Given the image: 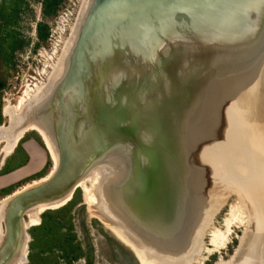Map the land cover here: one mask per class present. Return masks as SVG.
<instances>
[{
	"label": "water",
	"instance_id": "1",
	"mask_svg": "<svg viewBox=\"0 0 264 264\" xmlns=\"http://www.w3.org/2000/svg\"><path fill=\"white\" fill-rule=\"evenodd\" d=\"M27 120L52 137L58 165L7 200L0 264L21 253L27 210L72 189L70 200L98 169L94 218L139 264L192 263L218 180L195 166L203 144L218 145L252 210L238 264H264V0H93L53 96ZM111 154L121 160L108 165Z\"/></svg>",
	"mask_w": 264,
	"mask_h": 264
},
{
	"label": "rangeland",
	"instance_id": "2",
	"mask_svg": "<svg viewBox=\"0 0 264 264\" xmlns=\"http://www.w3.org/2000/svg\"><path fill=\"white\" fill-rule=\"evenodd\" d=\"M41 1L0 0V128L11 126L12 119L4 115L5 105L9 102L15 105L27 86L48 83L65 43L71 37V29L83 2L62 0L56 14L45 18ZM39 22H44L47 26L48 36L45 40L38 37ZM8 135L11 136L9 133ZM2 148L0 144V153ZM46 150L39 135L28 131L18 140L12 153L4 159L0 158V190L4 189L0 191V203L5 195L32 185L52 169V160ZM32 152L37 159L32 157ZM229 186L231 185L215 186L216 191L211 199H216L219 195L223 203L218 209L215 208V212L214 207L211 212L207 210L209 218L204 216L206 209L202 214V221L206 222L208 219L209 224L203 229L200 252L194 264H238L244 258L234 262L237 259L234 252L238 249L235 247H238L239 238L244 234L243 227L240 226H233L226 246L211 249L210 253L207 251L210 236L216 233L218 237L221 232L227 231L224 221L230 217L227 214L235 206L237 199L243 201L246 216L252 215L246 198ZM84 203L83 193L77 188L65 205L40 213L37 225H27L29 218L27 215L23 216L22 224L27 225L24 236L28 246H25L15 264H139L131 250L121 244L96 218L90 217L91 207ZM208 206L210 205L207 203ZM248 224L246 228L251 230L252 225ZM62 237L71 246L67 247L62 243ZM63 247L68 250L66 258L61 254Z\"/></svg>",
	"mask_w": 264,
	"mask_h": 264
},
{
	"label": "bare ground",
	"instance_id": "3",
	"mask_svg": "<svg viewBox=\"0 0 264 264\" xmlns=\"http://www.w3.org/2000/svg\"><path fill=\"white\" fill-rule=\"evenodd\" d=\"M92 2H93V0H83V2L81 3V7L79 9L75 25L71 29V34H70L71 37L68 39L69 40L68 42L66 41L65 46H64L63 50L61 51L62 53L60 54V56L58 58L57 67L54 68L53 73H51V76H49L48 83L37 84L34 87L33 86H27L23 92V96L19 99V101L15 105L10 104V102H9L4 107L5 117H8V118L10 117L12 119V121H11L10 128H8L7 126L0 128V144H2V147H3L2 151L0 153V158L4 159L10 153H12V150L15 148V145L17 144L18 140L20 138H22V136L26 132L34 131L41 138L45 148L47 149L46 151H48L49 156L52 160L51 171L45 177L34 181V183L32 185H29L28 187H25L24 189L46 181L51 176L54 169L58 165V153H57V149L55 147V142L53 141L52 137L49 135V133H47L43 129V127H41V125L39 123H37L36 121H29V120H27V118L31 114V112H33L34 109L41 107L42 102H44L46 99L53 96V94L55 92V88L57 87L59 81L61 80V78L65 74V71H66V68L68 65V60H69V57L71 55L72 49H73L75 41L78 37L82 23L84 21V18L86 16ZM8 133L11 134V136L8 135ZM210 145H212V144H210ZM202 146H204V147H200V148H203V150L200 149L201 152L198 155L196 154V157L194 159L195 166H197V168L200 172H204L206 169V166H207V169L209 167H211L209 172L213 171L212 172L213 177L218 178V180L214 179V181H213L214 185H213V188L211 190V192H213V193L210 195L209 199L212 198V195L216 191L215 186L220 185V182L222 183V185H227V184L231 185L229 187H231L232 189H234L237 192H240V194H242L244 196V194L241 193V190L239 188L232 185L230 182H227V181L225 182L226 174H225V171H224V168L222 165L223 161H222L221 152L219 151L218 145L213 144L211 147L212 149H210L211 152L209 151L210 147L209 148L207 147L208 149L206 150L205 144H203ZM109 156L110 157L107 159V161H108L107 163H109L108 165H111L113 162H116L117 160L118 161L121 160L120 158L117 157V155L111 154ZM32 157L37 159V156L34 154V152H32ZM100 172H103V169H100V171L88 172L87 174L84 175L82 180L77 181V187H78V189H80L82 191L84 199H85L84 205L91 207V209L89 210V214H90V217H92V218H94V217L98 218L97 212L93 209V206L97 202V196H96L95 192H93V186L95 185L96 179H97V181L99 180ZM225 187H227V186H225ZM19 191L20 190H18L16 192H19ZM16 192H14V193H16ZM71 192H72V189H70V191L68 193H66L65 195H63L59 198H56L52 201H47V202H43V203L37 204L35 206H32L29 210H27V216L29 218V223H27V225H31V226L37 225L39 223L38 215L40 213H42L43 211H45L47 209H55V208H58V207L65 205L69 201L68 199L70 197ZM224 193L226 194V192H224ZM225 194L223 195V197H225ZM10 196L5 197L3 199V201L0 203V243H1V240L3 237V230L1 227L2 219H3V211H4L5 204H6V202ZM220 198L221 197H219V195H218V197L216 199L214 197L210 201L208 200L207 203L210 206L204 207L202 214H204L205 209H206V211L208 210L209 212H211L213 207H214L213 212H215L216 209H218L219 205L221 206V203H223ZM219 199H220V201H219ZM247 209H248V207H247ZM250 210H251V208H250ZM206 211H205L204 216H205V218H209L208 217L209 213H208V211L207 212ZM229 211L230 212L227 215L230 217H227V219L224 221V223H225L224 227L227 228V231H225V233L221 232V235L220 236L218 235V237H217L216 233L212 234L210 236V238H211L210 239V245H209L210 247L207 251L210 253L211 249L217 250L218 248H223L224 245L228 242V236L232 233L233 226H240L241 228L243 227L244 234H243V237L241 239L239 238V245L237 247L238 249H237V251L234 252V254L236 256V257L235 256L234 257L237 259H235L234 262L237 260L241 261L240 259L246 256L249 243L251 241V238L254 235L253 215H251V217L248 216L249 214L246 216L247 212H246L245 205H244L243 201H241L240 199H237V203L235 204V206H232L231 210H229ZM207 213H208V215H207ZM212 213H210V214H212ZM251 214H252V210H251ZM204 216L202 217V215H201L200 219L202 220V218H204ZM200 219L198 221H200ZM251 219H252V222H251ZM102 222H103L102 225L104 226V228L107 229L113 236H115V238L121 244H123L129 250L131 248L132 249L134 248L135 252L138 255V252H140V251L138 249H136L135 246H133L131 243H129L127 241V239H125V237H123L119 233L120 231H116L115 228L110 225V223L104 222L103 220H102ZM248 223H250L252 225L251 230H249V228H246ZM208 224H209V221L207 219L206 222L203 223L204 227L202 228V226H201L200 231L202 232V234L204 233L203 229L205 228V226L207 228ZM236 224H238V225H236ZM250 224H248V225H250ZM27 225L25 224L24 228H26ZM244 226L246 229L244 228ZM113 231H115L118 236H116V234H114L115 232H113ZM216 232H217V230H216ZM201 238L196 240L197 242L195 240L193 241L194 247H192L191 249H193V248L194 249H193V251H191V253H189V254H191V256H193V259H194V257L196 258L198 256V253L200 252ZM25 239H26V237L24 236V241H23L24 244H23V247L21 249V253L18 256L19 258L22 255V253H23L22 251L24 250V248L27 244ZM25 254H26V252H25ZM195 261L196 260H193V261H191L192 263H189V264H194ZM142 262H144V264H153L149 261L145 262L144 259H142ZM20 264H22V263H20ZM216 264H218V263H216ZM219 264H223V263L220 262ZM233 264H235V263H233Z\"/></svg>",
	"mask_w": 264,
	"mask_h": 264
},
{
	"label": "trees",
	"instance_id": "4",
	"mask_svg": "<svg viewBox=\"0 0 264 264\" xmlns=\"http://www.w3.org/2000/svg\"><path fill=\"white\" fill-rule=\"evenodd\" d=\"M61 2H62V0H42L41 1V4H42V14H43V17L46 18V17H48L50 15H55L56 12H57V10H58V8H59V6H60V4H61ZM37 32H38V37H39L40 40H45L47 38L48 31H47V26H46V24L44 22H39V24L37 25ZM50 170H51V168H50ZM49 171L45 175H43V176H41L39 178L45 177L49 173ZM40 173H43V171H41ZM3 190L4 189H2L0 191H3ZM11 194H8V195H5V196L7 197V196H10ZM5 196H3V197H5ZM64 234H66V233H64ZM62 238H63L62 243H65L67 245V247L68 246H71V244H69L68 241H65L64 240V237H62ZM67 251H68L67 248H65V247L62 248L61 254H62V257L63 258L64 257L66 258L67 253H68Z\"/></svg>",
	"mask_w": 264,
	"mask_h": 264
},
{
	"label": "crops",
	"instance_id": "5",
	"mask_svg": "<svg viewBox=\"0 0 264 264\" xmlns=\"http://www.w3.org/2000/svg\"><path fill=\"white\" fill-rule=\"evenodd\" d=\"M30 164V163H29ZM18 170H20V169H18ZM17 171V170H16ZM1 178V177H0Z\"/></svg>",
	"mask_w": 264,
	"mask_h": 264
}]
</instances>
